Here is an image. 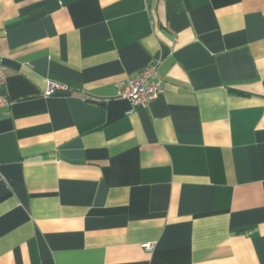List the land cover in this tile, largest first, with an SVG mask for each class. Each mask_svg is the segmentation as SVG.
I'll return each mask as SVG.
<instances>
[{
    "label": "crops",
    "instance_id": "crops-1",
    "mask_svg": "<svg viewBox=\"0 0 264 264\" xmlns=\"http://www.w3.org/2000/svg\"><path fill=\"white\" fill-rule=\"evenodd\" d=\"M0 66V264H264V0H0Z\"/></svg>",
    "mask_w": 264,
    "mask_h": 264
},
{
    "label": "built area",
    "instance_id": "built-area-1",
    "mask_svg": "<svg viewBox=\"0 0 264 264\" xmlns=\"http://www.w3.org/2000/svg\"><path fill=\"white\" fill-rule=\"evenodd\" d=\"M3 70L4 68L0 66V91L4 83ZM155 70V64L150 63L141 72H139L138 76L134 80L120 82L116 86L117 96L126 99L131 106V110H138L147 107L148 104L156 99L161 93L162 90L160 84L151 80ZM59 89H66V86L48 81L45 94H51L55 90ZM4 103L5 101L0 94V106ZM144 248L147 252H150L152 250V245L146 244Z\"/></svg>",
    "mask_w": 264,
    "mask_h": 264
}]
</instances>
